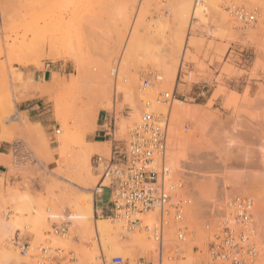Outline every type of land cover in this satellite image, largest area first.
Listing matches in <instances>:
<instances>
[{
	"label": "rangeland",
	"instance_id": "374dc122",
	"mask_svg": "<svg viewBox=\"0 0 264 264\" xmlns=\"http://www.w3.org/2000/svg\"><path fill=\"white\" fill-rule=\"evenodd\" d=\"M24 1L25 0H0V99L3 97L0 102L3 103L6 97L8 98L10 96L12 98L10 97L9 99H12L15 102V104L13 102L10 107L12 112L7 109L8 106H6V108L4 107L7 111L3 109L5 113L9 111V114L12 117L10 128L14 135L10 142L13 143L19 140L23 141L31 153V161L18 160L14 157L12 150L8 155L0 156V165L7 169L6 173H2L0 175L1 212H5L4 214L6 216L7 214L12 215L14 213L11 210L16 204L12 200V196L13 194L18 193L17 195L26 197L30 201L31 205L41 208L44 211L43 213H45L44 215L48 216L50 212L55 209L53 208V204L58 201L57 197L59 194L57 193L61 192V194H64L62 192L68 191V193H70L71 191V193L76 192L79 194L84 192L83 188L81 189V187L77 185L78 181L75 178V175H73V171H75L74 164L76 161L75 163L73 162L77 159V157H75L77 155L76 152L80 148L74 149L72 146L78 144V138L75 134L71 135L68 144L74 150H71L70 148L71 155L68 157L66 156L67 158H62L59 150L60 144L57 138L58 132L60 130H64V125L66 123H69L66 125L67 127L69 125L70 133H73L76 128L84 126L86 129L91 128L90 132H93L94 128L97 127V120L96 125L93 122V119H90V121L88 120L90 127H88V122L85 120V113L88 112L94 103L93 101L96 99H94V93L90 92L91 85L94 84V81H97V76H99L101 71L105 68L110 81L109 94L113 95L114 90L112 89H114L115 76L112 75V69L118 66L120 60L119 58L121 57L123 49L127 47H125V44L129 45L130 43L127 44V42L132 41L135 36H141V38H138L141 39L142 42H149L150 40L147 38L145 39V35L143 34H145L146 29L149 27H151L149 30L154 27L155 29L159 28L158 24L155 26V23L160 21H163V25L166 23V26H163L165 27L163 30H165L167 34L169 31H171L174 35L182 33L185 36V39L188 40L185 53L184 50H182L177 58L179 63L181 61L185 62V67L183 70H179L176 78L172 80L170 84L168 83L169 86L165 84V87L163 84L164 81L162 80L158 86L157 84H154L151 89L146 91L149 92L150 90V92H152L157 98L159 90H165V88L169 90L175 89L179 99L189 103L199 104L201 106L202 114H204L203 117L207 119L209 122L208 125H210L209 132H211L210 135L212 136L211 143L216 145H214L215 148H213L216 150V154H214L213 157V154L210 155V152L205 151L200 153L196 156L197 160L195 159V162L197 163L195 166L197 168L199 167L200 172L204 171V174L207 173V169H211L209 173L213 174L214 177L216 176L215 180H210L213 182L215 181L214 183L212 182L213 184L206 179L207 183L210 185H208L210 188L207 189V191L211 192L213 198H215L214 203L218 201L223 203L226 195L236 194L237 192L238 195L245 194L253 196L254 191H252L253 187L251 186H254V183L251 186H247L246 189L239 190V188L237 189L233 183H228L227 180L225 182L222 178L226 179V176L229 173H232L233 175L231 174L230 176L236 177V175H239V178L241 174H247L246 177L251 179L254 175L263 174L264 172V165L261 163L264 161H261L262 154H264V0H247L249 3L244 2V0H201V2H205L209 5L211 1L215 2L219 13L207 14L204 19L195 20L191 25L187 24L184 27L181 26L178 20L173 18V15H168L169 17L165 15V10L162 9L165 4L162 5L160 1L166 2L167 0H115L116 3L114 0H38L41 1L42 9L39 5V7L33 6L36 4L32 3L34 0H27L26 3ZM171 1L168 0V3L170 2L173 4V0ZM178 1V4H174L177 8L180 7L183 0ZM113 3H115V5ZM152 3L153 5H151ZM168 3L166 2V5H168ZM194 3L195 0L192 4ZM232 3L245 7L248 13H251L256 9L251 8L250 6L255 7L258 5L259 9L261 8V11L259 12V10H257V24L252 27H249L251 25L242 27V23L238 20V18H236L234 14L232 15V13H229L227 10V7ZM244 3L246 4L244 5ZM20 4H25V6H22L25 7V10L20 7ZM123 6H127L125 7L126 9ZM32 7H34L33 12H31ZM54 7L57 8L52 11L51 8ZM115 7H117L116 10ZM118 7L121 8L122 11L125 9V12H120L121 10L118 9ZM166 7L168 6H165V8ZM127 8L129 9L128 11ZM43 9L44 11H42ZM40 11L41 14L42 12L44 13L41 16H39ZM19 12H22V14L24 12H31L29 15H32H30L31 17L27 16L26 18V13V15H22L21 18V14ZM52 12L54 13L52 14ZM126 12L128 13L126 14ZM121 13H123V15H121ZM119 15L120 17H118ZM42 16L43 18H41ZM122 16L124 19H121ZM24 18L25 20L22 21ZM31 19L33 20L31 21ZM60 28L63 31L60 30ZM131 28L132 31L133 28L136 31L130 33ZM80 31L82 32V35ZM156 31H158V29ZM73 32H77L75 37L80 34L79 36L81 38L76 37L77 39H74L76 42H74L72 46L69 45L71 42L69 43L67 38H63V42L57 41L52 43L51 41L53 36L61 37L62 33L67 36L69 34L71 35V33L74 34ZM129 33L130 35L132 34V36H129ZM85 37L87 39H85ZM154 40H156V42ZM149 43H158L157 45L159 47L163 46V41L159 37L151 40ZM40 49L41 51H39ZM246 56L250 57V62L244 61V57ZM107 59L109 62L111 61V66H108V68L105 66L108 65L106 62L109 63ZM130 63L132 68L130 67L127 71L129 75L126 74V72L125 74L127 77L129 76V82L132 80V77L135 76L137 78L136 80H138V82L136 81V84L138 88L141 85V75L143 72L152 70L161 75V72L154 65L149 64V62L138 63L137 60L133 59ZM102 65L105 67H101ZM47 69H51V75L46 79V81L36 83L33 75L35 73H43ZM73 78L80 79L79 84L73 89L67 88L66 86L71 83ZM52 79H55L54 81H56V84L51 86L53 81ZM39 90L42 94H46V96L41 95ZM137 93H140L139 90ZM90 94H92V96ZM33 98H36L37 101L40 102L41 110L46 114L51 115L53 118L54 127L52 134H49L42 127L40 128V131L37 129L39 134H36V127L28 124L31 122L28 117V111L20 110V108H26V106L30 103L29 100ZM58 98L63 99L59 100L61 103L60 105L63 106L64 104L63 107H59L63 110L58 108L56 109L54 105L55 102L53 99L58 100ZM113 98V96L110 97L112 100L110 108H101L99 114L104 113L108 115L110 120L109 123L113 125L115 123L114 140H116L117 144L124 146L130 140L128 127H130L136 119H132L133 108H131V104L124 103L125 100H123L122 94H119L115 107L113 105ZM4 102H6L5 104L7 105L9 104L6 100ZM139 102V106L142 104L139 107L141 110L144 107V102ZM2 105H4V103L0 105V107L3 108ZM0 110L2 113L4 112L2 109ZM57 110L63 112V114H61V118L57 117ZM83 113L84 117L82 115ZM3 114L1 115L3 116ZM186 118L189 119L187 120ZM186 118L185 121L181 120L183 125L180 123V127H184L186 123H189L190 126L188 131H185L183 128V131L189 134L193 130V121L190 117ZM120 121L126 122V124L124 123L125 127H123L124 125ZM119 126L124 130H121ZM77 131L78 130H76L75 133ZM87 135L86 141L89 142L87 140ZM223 136H228V139L232 137L228 141L233 146L227 144V141L225 144L228 145L229 148L227 146V148H225V144L222 142H225V139L223 140ZM99 143L102 145L98 148L100 153L98 151L96 152V150H98L97 148L96 150L94 149L93 153V150L89 147H83L86 148L91 155H89L91 164L90 170L94 180L91 179V185H89L90 188L87 190L90 192L91 196L93 195L92 192H94V189L101 178V168H96L94 164V156L95 154H99L109 157L114 141L109 140L107 142ZM106 143L109 147H107L108 149L103 148L107 146ZM221 147H224L225 150H221ZM202 149H204V147H202ZM106 150L110 151L107 153ZM211 151L214 153L213 150ZM218 157L221 159L218 160ZM212 158L217 159L212 161ZM209 159L211 161L207 162ZM195 162L193 161V163ZM201 164L204 165L203 168L200 167L203 166ZM220 164H223V166L225 164V166L222 167L223 172L229 170L226 172L228 173L227 175L219 170L221 169ZM259 165L263 168L261 169ZM66 170L68 171L66 172ZM183 171L185 172L186 169ZM178 172L180 171H177V174ZM58 173L59 175H57ZM179 174L177 176H179ZM181 174L184 175L185 173L181 171ZM193 175H195L196 178H194L195 176ZM197 176L198 175L194 173L190 174L187 172L184 176V179L187 180L186 187L190 192L195 190V188L193 189L194 186L197 187L196 193L197 191L201 192V190H198V187L201 188V186L198 184L193 186L195 180V183L199 180H197ZM220 176H222L221 179ZM261 176L259 175L258 177ZM200 177L201 176H199V178ZM202 179L204 181V178ZM216 179L218 180L216 181ZM206 180L204 182H198L206 186ZM92 181L94 183H92ZM259 181L261 180L259 179ZM262 181L258 184L262 185ZM109 182L110 179L108 178L104 184L107 185ZM189 182H191L193 187H190L191 185H189ZM227 185H229V187L225 188ZM255 186L259 187L258 185ZM262 186H260V188ZM202 190H204V188ZM200 192L197 193L200 194V197L202 196L201 194L206 195L208 193H203V191L202 193ZM211 194L209 195L208 193V199ZM54 196H56V201L53 199ZM197 196L199 197V195ZM200 197L199 199L202 198L204 201L206 196ZM211 198L212 197H210V199ZM213 198L211 199V202L213 201ZM253 198L256 202L254 196ZM52 199L54 202L53 204ZM109 199L110 189L106 188L101 198H99L98 206L102 207L105 204H108ZM200 203L196 204L199 209L196 208V206L194 208V210L196 209L197 211L193 210V214L191 215L188 211L187 214V216L190 215L188 217L191 219L195 217L193 218L194 223L192 220L190 223L187 217V222L190 223L188 224L189 229L192 230L193 228L192 231H195V233L190 236L192 240L188 241L186 246V254L191 257V261L199 260V264H201L200 260L206 257V251H203L202 253H194L193 247L197 245L199 246V249L203 248V250H206L204 249L205 246H201L200 242L203 244V241H199L197 239L206 237V215L203 214V212L206 213V211L209 210L210 202H202L201 200ZM199 205H201V207ZM202 205H204L203 207H205V209L202 208ZM200 209H203V211H198ZM192 215L194 216L191 217ZM196 215H199L200 217L198 216L199 218H196ZM203 217L205 219H203ZM216 220L217 219L215 218L212 222ZM68 221L70 220L67 219L66 224H68ZM198 221L203 226H199ZM63 222L65 221L58 220L48 224L49 226L46 225L45 229L43 228L44 233L42 232V234H44L43 237L45 236V238L42 240L44 242L48 241L49 237L48 233H46L49 231L48 229L53 231V225L60 226ZM68 228H70L69 225ZM70 230L72 229L70 228L69 232ZM199 232H201V234ZM73 234L74 233H72V235ZM127 234L125 235V238L127 237ZM33 238V236L22 235V237H20V241L23 243L28 242L30 245L32 244L30 253L32 252L31 254H33L34 252V254H36L37 251H34V248H37L38 245L41 244L42 240L40 241L38 238L37 240H34L35 238ZM108 239L106 236L103 238L105 241ZM203 240L206 239L203 238ZM54 246L56 247V245ZM128 249V255H132V258L130 259V257L127 256L129 258L126 260L127 264H135L142 256H152L153 250L152 249L151 251L149 250L144 253L138 249L137 252V248L134 249L131 245H129ZM106 256L107 257L105 258H107V260L112 257V255H109L108 252L106 253Z\"/></svg>",
	"mask_w": 264,
	"mask_h": 264
},
{
	"label": "bare ground",
	"instance_id": "6f19581e",
	"mask_svg": "<svg viewBox=\"0 0 264 264\" xmlns=\"http://www.w3.org/2000/svg\"><path fill=\"white\" fill-rule=\"evenodd\" d=\"M42 1H44V0H42ZM174 1L175 0H173V4H172L170 2L168 3V0H167L166 2L168 3V5H166V2H162V1H160V2H161L162 5L165 4L164 7H162V9L165 10V12H164L165 15H167V16L168 15L169 16L173 15V18L178 20L180 22L181 26H183V27L186 26L187 24L191 25L192 22L195 21V20L204 19L205 15H207V14L219 13V11L217 9V5L213 1H211L210 5H209V4H206L205 2H201V0H200L199 3H197V0H195L194 4H192V2H194V0L193 1L192 0H183V2H181L182 4L178 8H177L176 5H175L176 6L175 7L174 4H178L179 1L178 0L175 1V2ZM231 1H233V0H231ZM24 2L26 3L27 0H25ZM227 2H229V1H227ZM244 2L249 3L247 0H244ZM32 3H36L33 6H38L39 5L40 8L42 7L41 6V1H38V0L35 1L34 0ZM115 3H116V1H115ZM115 3H113V4L115 5ZM117 3H118V1H117ZM157 3H159V2H157ZM246 3H244V5ZM70 4H72V3H70ZM126 4H127V2H126ZM126 4H124V5H126ZM23 5L25 6V4H23ZM23 5L20 4V7L22 9L24 8V10H25V7H22ZM57 5H58V3H57ZM151 5H153V3ZM127 6H125V7H127ZM165 6H168V7L165 8ZM43 7H44V5H43ZM119 7H118V9H120L121 11L120 10H118V11H120V12L124 11L125 12L126 8L124 6L123 7L125 9L123 11ZM250 7L251 8H256L257 10H259V12L261 11L260 10L261 8L259 9L258 5L255 6V7H253V6H250ZM33 8L34 7H32L31 12L34 11ZM56 8L57 7H54V8H51V9L53 11ZM58 8H60V7H58ZM153 8H154V6H153ZM116 9H117V7H115V10ZM162 9H161V11H162ZM57 10H55V11H57ZM128 10L129 9L127 8V11ZM42 11H44V9ZM31 12H29V13H31ZM19 13L21 14V18H22V15H26V13H27L26 18H27V16L32 15V14L29 15L28 12H24L23 14H22V12H19ZM53 13L54 12H52V14ZM123 13H121V15H123ZM127 13L128 12H126V14ZM43 14L44 13L42 12V14H41V11H40L39 16H41ZM222 15H224V14H222ZM36 17H38V16H36ZM118 17H120V15ZM168 17H167V19H168ZM41 18H43V16ZM121 19H124V17L122 16ZM23 20H25V18L22 19V21ZM32 20L33 19H31V21ZM162 22L160 21L158 23H155V26L157 24L159 26V28H157L158 31H156L157 29H155V27L149 30V28H151V27H149V28H147L148 30L146 29V32L143 35H145V39L147 38L148 40H150L149 42H151V40L159 37L163 41V43H162L163 46L159 47L157 45L158 43L152 44V43H149V42H144V41L142 42V40L139 39V38H141V36H138L139 38L135 36L132 41H128L127 44L130 43L129 45L125 44V47L126 46L127 47L123 49L121 57L119 58L120 60H119L118 66H116V68L114 67L112 69V75L115 76L114 89H112V90H114L113 91V95L109 94V84H110L109 82L110 81H109V77L107 75V71L104 68L105 66L107 68H108V66H111V63H110L111 61L109 62L108 59H107V61L109 63L106 62V64H108V65H105L104 67H103V65L101 66L104 69L101 71V74H99V76H97V81H94V84H93L94 86L91 85V87H90V92L94 93L93 95L96 96V97L94 96V99L95 98L96 99H95V101H93L94 103L92 104V106L91 107L89 106L90 109L88 110V112L87 113L84 112L85 113V117L87 118V119L85 118V120L88 122V127H90L89 126L90 119H93L94 120L93 122L96 125V120H97L98 114L100 112V109L101 108H104V109L110 108V105L112 103V100H111L112 98L110 99L111 96L114 97L113 98L114 99V104L113 105L115 107V105H116L115 103L118 101L119 94H122L123 100H125L124 103L131 104V108H133V117H132V119H134V120L135 119L137 120L139 118L140 113H141V110H140L139 107L142 104H140V106H139V103H140L139 101H141V103L149 101L150 104H151V107L153 109H158V110H161V111L162 110H164V111H168L169 110V112L171 114V125H170V129H169V142H168V150H167V159H168L170 167L174 171H176V175H178L179 173L181 174V171L183 173H185L184 175L181 174L182 176L179 174V176H181L183 178H184V176L186 175V172H187V173H190V174L194 173V174L198 175L197 176V180L199 179L198 181H203L202 178H204V181L206 179L209 180V181L211 179L215 180L216 176L214 177L213 174L209 173L210 170H211L210 168H209L210 170L207 169V173L204 174L203 173L204 171L200 172L199 167L197 168L195 166V164L197 163V162H195V159L197 158L196 156L199 155L200 153H203L205 151L206 152H210V155L213 154L212 155L213 157H214V154H216V152H215L216 150L213 149V148H215L214 147L215 144L213 145L211 143V140H212L211 137L212 136L210 135L211 132H209V130H210L209 126L210 125H208L209 122L207 121V119L205 117H203L204 114H202L201 106L199 104H193V103H189V102H186L184 100H181V99H177L168 108V107L164 106L161 102H159L156 99V97L154 96V94L152 92H150V90H149V92L140 91L139 88L137 87L136 81L138 82V80H136L137 78L135 76L132 77V80L130 82H129V79H128L129 76L128 77L126 76V74L129 75V73L127 71L131 67V63L130 62L133 59L137 60L138 63L149 62V64L154 65L161 72L162 80L164 81L163 84L164 85L167 84V86H169L168 83L170 84V82L176 78L179 70H183V68L185 67L184 66L185 62L181 61L179 63L177 58L179 57V53L182 50H184V53H185L186 45H187L188 40L185 39V36L182 33H178V34L174 35V34L171 33V31H169L168 34H167L166 31L163 30V28H165L163 26H166L165 25L166 23H164V25H163ZM256 24L257 23L251 24V26H249V27H252L253 25H256ZM72 25H74V24H72ZM134 27H135V25H134ZM60 30H62V29L60 28ZM68 30H70V29H68ZM77 30H78V28H77ZM81 31H82V29H81ZM134 31H136V30H134V28H133V31H132V28H131L130 33L134 32ZM63 33H62L61 37H54L53 36L51 38L52 43H55L57 41L63 42L62 39L63 38H67L68 42L69 43L71 42L70 44L69 43L68 44L70 46H72V44L74 42H76L74 40V39H77L76 37L81 38L79 36L80 34H78L75 37V34L77 32H73L74 34L71 33V35L69 34L67 36L64 35ZM130 33H129V36H132V34L130 35ZM81 35H82V32H81ZM128 38H130V37H128ZM85 39H87V38L85 37ZM154 41L156 42V40H154ZM39 51H41V49ZM118 51H120V50H118ZM125 72H126V74H125ZM54 80L52 81L51 86L56 84V81H54ZM79 82H80V79H74L73 78L71 83L68 86H66V87L73 89L79 84ZM135 84H136V87L138 88L140 93H137L138 90L135 87ZM165 87H166V85H165ZM151 91H153V90H151ZM90 95L92 96V94H90ZM8 96H10V95H8ZM10 97H8V98L6 97V99H5L6 101H8L7 103H9V104L8 105L5 104L6 102H4L5 101L4 100L3 103H4L5 106L2 105L3 108L0 107V109L3 110V109L6 108V106H8L7 109L10 112H12L10 110V107H11V104H13L14 101L12 99H9ZM1 99H3V97ZM60 99L59 98H58V100L57 99L56 100L53 99V101L55 102L54 105H55L56 109L57 108L61 109L59 107H63L64 106L63 103H62L63 106L60 105L61 104L59 102ZM61 100H63V99H61ZM3 103L0 102V105L3 104ZM14 104H15V102H14ZM7 109H5V110L7 111ZM61 110H63V109H61ZM9 111L7 113H5V111L3 112V113L6 114V116H5V114L2 113V111L0 112L1 114H3V116L0 114V138L3 139V140H7V141L12 140L11 138L14 135L12 133L11 128H10L11 127L10 123L12 121L11 120L12 117L10 116V114H9L10 112ZM57 112H58V116L57 117L61 118V114H63V112H60L59 110H57ZM84 113L82 114L83 117H84ZM183 117H185V118L186 117H190L192 119V121H193V130L189 134H187L185 131H183V128H184L183 126L180 127V123L182 124L181 120L185 121V118H183ZM186 119L188 120L189 118H186ZM14 120H16V119H14ZM87 122H86V124H87ZM94 123H93V125H94ZM121 123L123 125H124V123L126 124V122H121ZM28 124L33 125L34 127H36L35 128L36 131L34 130L35 133L37 132V129L40 131V128H41L40 126L32 124L31 122H29ZM66 124H69V123H66ZM66 124L64 125V130H60L58 132V136H57L58 142L60 144V146H59L60 155L62 156V158H67L68 156L71 155L70 151L73 148L74 149L75 148H80L76 152L77 155L75 157H77V159H75L74 162H73V163H75V161H76V163L74 164L75 165L74 166L75 171H73V170L72 171L74 172L73 175H75V178L78 181V183L76 181L77 185L80 186L81 189L83 188L84 192L79 193L81 195L77 194L76 192H75L76 194L75 193H71V191H70V193H68V191L62 192L64 194H61V192L57 193V194H59L58 197H57L58 201H57V203L55 202L56 205L53 204L54 203L53 199L56 201V199H55L56 196H54V198L52 199V204H53L54 207L51 205L55 209L52 210V212H50V214L48 216L44 215L45 213H43L44 211L41 208H38L35 205H31L30 201L26 197L19 196V195H17L18 193L17 194H13V196L11 195L12 196V200L16 204L15 207H14L15 209L13 208L11 210L14 213L12 215L11 214H7V216H6L4 214L5 212L3 213V212L0 211V264H37V261H36L35 257H24V256H22L19 253V251L17 250V247L15 245H13L12 240L14 238H16L17 236L22 237V235H25V236H33L35 238V239L33 238L34 240H37V238H38L41 241L43 238H45V236L43 237L44 234H42V232L44 233L43 228L45 229L46 225L49 226L48 224H51V222H53V221L56 222L58 220H62V221L66 222L67 219L70 220V221H68V225L70 226V228L72 230H70V232L67 235L54 234V233L53 234H48V237H49L48 240L51 241L52 246L56 245V247L64 249L66 251V253H68L69 251H74V253H75L74 257L76 259L75 263L73 262L74 264H104L105 259H107V258H105V257H107L106 256L107 252H108L109 255H112V256L114 254H121L122 256L124 255V258H125V261H126L128 257H130V259L132 258L131 257L132 255H130V254L128 255V250L130 249V248L128 249L129 245L133 246L134 249L137 248V252H138V249H139V250H141L144 253H146L149 250L151 251L153 249V247H154L153 241H151V239L148 237L146 232L139 231V230H134V231L129 232L128 234L126 233L128 238L127 237L126 238L125 237L121 238L119 236L120 230H119V226L117 224H112L111 220L108 219V218H104V217L103 218H96L95 217V200L97 199V196L94 194V192H92L93 195L91 196L90 192L87 191L90 188L89 185H91L90 184L91 183V179L94 180V177L92 176V172L90 170L91 169V167H90L91 164H90V159H89L90 158L89 157L90 153H89V151L86 148H83V147L84 146H86L87 148L89 147L90 149L93 150V153H94V149L96 150V148L98 149L99 146H102V145H101V143H89V142L86 141V135H87L88 132L90 133L91 128L90 129L89 128L86 129L85 126L83 125L84 127L76 128V130H78L76 133H75L76 130L73 131V133H70L69 125L67 127ZM95 125H94V127H95ZM123 125H121V126H123ZM123 127H125V125ZM70 128L75 129L73 127H70ZM120 129L124 130V129H122V127H120ZM94 130H95V128H94ZM36 134H39V133L37 132ZM73 134H75L77 136L78 144L72 146L73 147L72 148L68 144V141L70 140V137ZM228 138H229L228 136L227 137L223 136V140L225 139V142L224 141H222V142L225 144L232 137H230V139H228ZM228 142H227V144H230V142L229 143ZM106 145H107V143H106ZM230 145H232V144H230ZM226 146L228 147V145L225 144L224 147L227 148ZM107 147H108V145L103 147V148L106 149ZM202 147H204V149H202ZM224 147L223 148L221 147V150L222 149L225 150ZM70 148H71V150H70ZM262 149H263V147H262ZM211 150H213L214 153ZM97 151L99 152V149L96 150V152ZM109 151L110 150H108L107 153ZM263 151H264V149H263ZM74 154H75V152H74ZM263 155L264 154H262V158H261L262 160L261 161L264 160V158H263L264 156ZM102 156H105V155H102ZM109 156H110V154H109ZM218 158H219L218 160L221 159L220 157H218ZM222 158H224V157H222ZM215 159H217V158H215ZM215 159H213L212 161H214ZM193 161L195 163H193ZM210 161L211 160L209 159V161H207V162H210ZM73 163H72V166H73ZM261 163L264 165V161L261 162ZM193 164H194V166H193ZM201 165H203V164H201ZM220 166H221L222 170L221 169H219V170L223 172V168L222 167H224L225 164H224V166H223V164L222 165L220 164ZM186 167H188V168H186ZM200 167L203 168L204 165L200 166ZM226 167H228V166H226ZM65 168H66V165H65ZM260 168H261V166H260ZM184 169H186L185 172L183 171ZM225 169H227V168H225ZM67 171L68 170H66V172ZM177 171H180V172H178V174H177ZM227 171H229V170H226V172ZM239 171H240V169H239ZM205 172H206V170H205ZM226 172L224 171L223 173H225L227 175L228 173H226ZM237 172H238V170H237ZM242 172H244V171H242ZM231 174L229 173L228 175L230 176ZM261 174H259V175L261 176ZM263 174H264V172H263ZM263 174H262V176H264ZM57 175H59V173ZM228 175L226 176V179L225 178H222V179H224L225 182L227 180L228 183H233V185L237 189L239 188V190L240 189L241 190L242 189H246L247 186H249V185L251 186L254 183V186L253 185L251 186V187H253L252 188L253 189L252 191H254L253 192V196L255 197V200H256V202H255V214H254V225L256 227L257 237L259 239V244H260V247H261L260 248V251H261L260 258H258V261H257L256 264H263V262H264L263 261L264 260V182H263L264 179L263 178L264 177H262V176L258 177L259 175H256V176L254 175V177H252L250 179L249 177H246L247 174L246 175L241 174L239 178H238L239 175L238 176L236 175V177L235 176H230L231 177L230 178ZM193 176H195V175H193ZM199 176H201L202 178L201 177L199 178ZM222 176H220V179H221ZM194 178H196V176ZM194 178H193V180H194ZM257 178H259L261 181L263 180L262 181V183H263L262 185L263 186L258 184L261 181H259V179H257ZM73 179H74V176H73ZM207 180H206V183H207ZM217 180L218 179H216V181ZM105 181H104V183H105ZM185 181H187V180H185ZM198 181H197V183H195L196 180H195V182L193 181L194 182L193 186L198 184L199 186H201V188L198 187V190H201V192L199 191L200 193H202V191H203V193H205V192L207 193L208 192L209 195H210L211 192L207 191V189L210 188L209 187L210 185L207 183L205 185L206 186L209 185V186L206 187V186L202 185ZM210 182L212 183L213 181H210ZM256 182H257V184H256ZM92 183H94V182L92 181ZM247 183H248V185H247ZM216 184H217V182H216ZM107 185H109V184H107ZM189 185H191V182H189ZM255 185H258V186L260 185L262 187L260 188V186L257 187ZM193 186L191 185L190 187H193ZM226 187L227 186H225V188ZM194 188H195V190H193ZM203 188H204V190H202ZM211 188H212V186H211ZM193 189L192 190L194 192L193 191L190 192V195H191V203H190V206H189V214L190 215L193 214V210H194L196 204H199L201 202V200H202V202L205 201L207 203L208 202L211 203V199L213 198L212 194H211V196H209V199L207 198L208 193L206 195L201 194L204 197L206 196L204 201H203V199L201 198L202 196L200 197V194H197L199 192L197 191V193H196L197 187L194 186ZM197 195H199V197L201 199H199V197ZM210 197H212V198L210 199ZM214 199L215 198H213V201H214ZM218 203L220 205H224V203H222L221 201H218ZM200 204H202V203H200ZM192 205H193V207H192ZM197 206H196V208H198ZM199 206L201 207V205H199ZM203 206L204 205H202V208L205 209V207H203ZM203 209H200L198 211H201V210L203 211ZM219 209H223V206L220 207ZM194 211H197V210L195 209ZM7 213H8V211H7ZM203 214H205V213L203 212ZM154 215L155 214L153 212H151V211L143 214L142 215L143 221L147 225H151V223L153 221V218H154ZM190 215H188V216H190ZM194 215H192L191 217H193ZM198 216L196 215V218ZM189 218L190 217H188L189 222L191 220L193 222V218H195V217H193L192 219L191 218L189 219ZM203 219H205V218L203 217ZM196 220H198V219H196ZM189 222H187V224L191 223V222L190 223ZM198 224H199V226L201 225L199 221H198ZM201 226H203V225H201ZM48 230L50 231V229H48ZM192 230H193V228H192ZM205 232H206V235H207L208 234L207 230H205ZM72 233H74L73 235H75V236H73ZM95 233H97V235H98V240L97 241L92 239L95 236ZM199 233L201 234V232H199ZM105 236L107 237V239L109 238L108 239L109 241L108 240H106V241L103 240V238ZM199 236H198V238H199ZM172 238H173V236H171V234H170L168 236V242L170 244L173 243L172 242V240H173ZM203 238L205 239V237H203ZM203 238H199L197 240H199V241L201 240L203 242L206 241V240H203ZM43 242L44 241L42 240L41 243H43ZM200 243H201V246H203V247L205 246L204 243L203 244H202V242H200ZM37 244H39V243H37ZM98 245H99L100 249L102 248V250H103L102 256H104V258L100 257V253L98 251ZM126 249H127V251H126ZM204 249H206V246H205ZM106 250H108V251H106ZM202 250H203V248H202ZM203 251H205V250H203ZM33 254H34V252H33ZM186 256H185L186 257L185 260L174 262L172 264H199V260L191 261V257L188 256L187 254H186ZM133 259H134V257H133ZM205 260H206V257H204V259H201L200 263L203 264V261H204V264H205V262H206ZM126 263H127V261H126ZM132 264H134V263H132Z\"/></svg>",
	"mask_w": 264,
	"mask_h": 264
},
{
	"label": "built area",
	"instance_id": "2783aa9c",
	"mask_svg": "<svg viewBox=\"0 0 264 264\" xmlns=\"http://www.w3.org/2000/svg\"><path fill=\"white\" fill-rule=\"evenodd\" d=\"M227 10L238 18L242 27L257 23V9L248 13L245 7L232 3ZM244 58L245 62H250L249 56ZM161 81L159 73L152 70L143 72L139 90L151 89ZM156 99L169 108L179 98L175 89H165L158 91ZM170 125L169 110L153 109L146 101L139 118L128 127L129 142L124 146L117 144L114 140V123L111 133L114 143L110 156H94L96 168H101V178L94 189L97 196L96 217H106L112 224H117L121 238L126 233L139 230L146 232L154 243L152 256H142L135 264H172L185 260L187 243L195 233L187 224L190 191L185 179L176 175L167 159ZM188 129L189 123H186L184 130ZM108 178L110 183L105 185L104 181ZM106 188L110 189V199L108 204L100 207L98 201ZM223 203V209H219L222 206L212 201L205 213V229L208 232L203 242L206 246V264H256L261 247L254 225V198L229 194ZM149 211L155 214L151 225H147L142 218ZM52 229L46 233H69L66 222L60 226L53 225ZM170 234L173 236L172 244L168 242ZM93 239L98 240L97 233ZM12 241L22 256L35 257L37 264H70L76 261L74 251L66 253L64 249L52 246L49 240L34 248L37 253L33 255H30V243L21 242L19 236ZM98 251L100 257L104 258L99 245ZM193 252L202 253L203 250L195 245ZM104 264L127 263L122 255H114L109 260L105 259Z\"/></svg>",
	"mask_w": 264,
	"mask_h": 264
},
{
	"label": "crops",
	"instance_id": "0c3cea01",
	"mask_svg": "<svg viewBox=\"0 0 264 264\" xmlns=\"http://www.w3.org/2000/svg\"><path fill=\"white\" fill-rule=\"evenodd\" d=\"M51 75V69H47L43 73H35L33 75L34 81L44 82ZM40 91V90H39ZM41 93V91H40ZM41 95H43L41 93ZM43 96H46L44 94ZM30 103L23 108L21 111H28V117L32 124L42 127L49 134L53 133L54 122L51 115L46 114L41 110L40 102L36 98L30 99ZM108 115L101 113L97 118V127L93 132L88 133L87 140L89 142H107L113 140L112 130L113 124L109 123ZM112 122V121H111ZM13 151V155L20 161H31V153L27 145L23 141H15L11 143L10 141L3 140L0 138V156L8 155L10 151ZM7 169L0 165V175L6 173Z\"/></svg>",
	"mask_w": 264,
	"mask_h": 264
}]
</instances>
